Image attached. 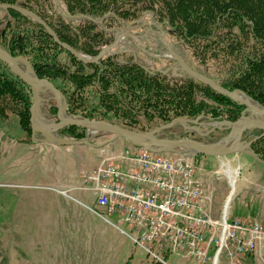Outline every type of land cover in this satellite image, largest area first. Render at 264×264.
<instances>
[{
  "label": "rangeland",
  "instance_id": "obj_1",
  "mask_svg": "<svg viewBox=\"0 0 264 264\" xmlns=\"http://www.w3.org/2000/svg\"><path fill=\"white\" fill-rule=\"evenodd\" d=\"M29 1L35 6H38L39 3L41 10L43 9L49 16L52 15L55 20L59 17L55 7L59 8L63 14L66 13V6L59 0ZM146 5V1H138L124 6L132 12L131 14L143 15L138 17L136 22L131 24L126 22L119 26L116 22L108 20L103 25L97 26L98 29L105 28L104 30L111 37L117 28L122 31L134 32L138 36L131 39L124 38V42L114 48L115 52L112 55L118 56L119 64L134 61L152 73L160 72L175 78L185 77L184 70L178 69L180 65L172 55L167 58L158 56L167 52L162 36L159 34V32H164V40L189 66H196L201 72H205V74H201L213 80L212 76L220 79L230 67V63L235 62L236 56L227 46L234 45L236 41L243 42L247 39V37H242L243 33L238 28L220 30L218 36L208 40L193 39L196 43H211L212 48L217 50L215 55L204 58V62L200 63L199 51H195L194 47L180 36V31L169 33L168 29L160 26L163 19L157 20L159 23L157 25L156 19L151 16L152 13L145 10ZM7 9L0 7V46L2 48L7 44L1 34V29L8 21ZM12 19L9 24L14 29L16 24L14 23L15 19ZM74 23L84 24L85 20L78 18ZM24 24L26 25L28 22H24ZM156 25L161 27V30ZM9 30L7 34L12 36L13 32L11 29ZM229 31H233L237 38L233 37ZM34 43L38 44L39 42L34 40ZM248 44L252 50L253 40L249 41L248 39ZM243 49L248 50L249 46ZM205 50L207 51V49ZM82 54L86 58H91L85 53ZM59 58L70 70L76 69V65L71 61V56L66 52L59 55ZM23 59L27 60L34 72L30 61L27 58ZM82 69L91 71L90 67H82ZM209 87L212 88L210 85ZM60 91L62 92V90ZM239 91L242 96L246 95V99L263 107L248 93L243 90ZM62 94L66 102V112L69 116H73L68 113L67 99L63 92ZM85 96L88 99V104L97 100V98H92L91 92ZM197 98L206 102L202 105V112L223 103L219 102L210 90H206V92L197 90ZM39 105V110L46 121H58L57 113L54 112L55 108L58 111L57 101L49 89L40 92ZM243 106L245 113H251L250 108ZM30 111L32 118V110ZM18 120L16 113H10L8 120L0 121V138L4 135L5 139L0 142V264H156L151 254L135 245L128 235L123 233V231L130 233V228L125 224L119 223V225L115 214L106 216V218L120 228L104 220L88 207H94V196L85 187L83 178V173L94 171L103 163L106 165L114 163L116 158L123 157L126 153L141 152L144 147L140 149L128 139L117 137L112 132L104 130L88 129L87 136L80 139L75 135L77 129H71L70 126L62 127L48 135L32 128L35 132L33 137L36 142L27 143L25 138L28 136L20 127ZM159 122L156 126L154 122L147 126L137 124H133V126L136 130L150 131L163 125ZM209 128L205 127L203 130ZM262 132L261 130H249L244 134L243 139L248 141L251 136L254 138ZM186 133L181 125H176L160 132V137L175 138L173 136ZM223 133L226 132H218L210 137L197 133H190L186 136L209 143L214 142L212 140H218ZM112 139L113 141L110 142ZM73 141L79 143L72 145L67 143ZM102 143L105 146L109 144L111 148H107L106 151L101 150L99 153V145ZM191 152V148L184 147L178 148L176 154L164 153L168 157L179 158L178 153H180L186 157L185 160L194 159L197 167L193 169V177L198 182L191 201L185 205L187 209L191 210L192 219L184 224L185 227H191L189 230L193 235L194 242L188 235H181L179 232L175 233L173 229L166 228L168 225L166 223L170 224L171 221H175L174 216L159 213L161 225L155 230L152 228L153 235L156 234V231H167V235L156 237L157 239H167L166 241L156 240L152 244L157 253L165 256L169 252V247H173L174 244L181 245V247L178 246V253L166 256L165 260L168 264H214L215 254L220 245L215 235L218 232L220 235L227 231L222 223L225 205L229 197H231V201H229L231 205L228 209V220H248L257 222L264 227V163L246 153H235L222 157L206 155L191 157L189 155ZM229 172L231 176H229ZM233 178L234 184L231 183ZM78 180L81 182L77 183L75 189L81 190L80 192L72 193L71 188L60 185L63 182L72 181L75 183ZM197 187L200 190H197ZM75 198H78L77 201L81 199L87 205L78 203ZM180 208L187 211L184 206H180ZM149 217L152 215L150 214ZM214 219L217 220L214 221ZM144 221L148 222L146 219ZM209 221L214 226L212 223L207 224ZM227 232L233 236L234 228L231 227ZM171 238L173 239L171 240ZM231 246H234L233 251H235V256L240 264H264V242L257 251H237V240H231ZM219 264H228L225 252L220 256Z\"/></svg>",
  "mask_w": 264,
  "mask_h": 264
},
{
  "label": "trees",
  "instance_id": "obj_2",
  "mask_svg": "<svg viewBox=\"0 0 264 264\" xmlns=\"http://www.w3.org/2000/svg\"><path fill=\"white\" fill-rule=\"evenodd\" d=\"M59 1L66 6V15L55 7L59 16L56 20L41 10L39 3L38 6L29 0H0V3H10L33 11L47 21L62 42L91 57L98 55L100 49L114 39V35L111 37L105 28L98 29L97 26L108 20L119 26L126 22H136L143 15L131 14L124 6L138 1L147 2L144 8L152 13L157 25V20L163 19L160 26L168 29L169 33L180 31L181 35L178 34L195 51H199L200 63L204 62V58L215 55L217 50L212 48L211 43H196L193 39L208 40L218 36L220 30L238 28L243 33L242 37L247 39L227 46L235 54V62L230 63L220 79L212 77L228 90L245 91L264 106V0ZM6 13L8 21L1 29V34L7 44L3 47L16 57L27 58L38 77L49 79L62 90L70 115L107 120L134 131H144L136 130L133 124L147 126L154 122L156 126L158 121L166 124L176 118L193 119L199 115L235 121L243 111V105L218 93L185 71V77L179 78L160 72L152 73L134 61L119 64L118 56L111 54L101 58L98 63H85L59 44L44 25L29 15L11 8ZM12 18L15 19V30L9 24ZM78 18L85 20V23H74ZM95 19L99 22H95ZM24 22L28 24L25 25ZM9 29L13 32L12 36L7 34ZM231 35L237 38L233 31ZM248 39L253 40L252 50ZM34 40L39 43L35 44ZM246 46H249L248 50L243 49ZM64 52L71 56L76 69L70 70L59 58ZM82 67H90L91 71L88 72ZM190 67L205 74L196 66ZM197 90H210L219 102H223L220 103L222 105L202 112V105L206 102L197 98ZM86 92L88 95L91 92L92 98L97 100L88 104ZM32 105L33 94L30 87L0 59V121L8 120L10 113H16L20 127L28 136L25 138L27 143L36 142L30 120ZM54 112L57 113L56 108ZM69 128L77 129V138L83 139L87 136L85 128ZM252 149L264 160V137L255 141Z\"/></svg>",
  "mask_w": 264,
  "mask_h": 264
},
{
  "label": "built area",
  "instance_id": "obj_3",
  "mask_svg": "<svg viewBox=\"0 0 264 264\" xmlns=\"http://www.w3.org/2000/svg\"><path fill=\"white\" fill-rule=\"evenodd\" d=\"M159 34L164 42V36L161 32ZM124 38H126L124 33L117 31L116 45L110 52H114V48L124 42ZM115 41L112 43L114 44ZM158 56L167 58L171 57V54L167 51ZM142 150L132 154L126 153L123 157H115L116 162L108 165L103 163L96 170L83 173L84 184L94 196V207L90 208L93 212L119 227L106 218V216L115 214L118 224H125L130 228V233L123 232L135 245L151 254L156 263L168 264L165 260L166 256L178 253V246L181 247V245L174 244L173 247H169V252L165 256L157 253L152 244L156 240L166 241L167 239H157L156 237L167 235V231H156V234L153 235L152 228L155 230L161 225L162 221L159 220L158 214L162 213L176 218V222L171 221L170 224L164 222L166 225L168 224L166 228L173 229L175 233L179 232L181 235L193 237L189 230L191 227H185L184 224L192 219L191 210L187 209L185 205L191 201L198 183L193 177V169L197 166L194 159L185 160L186 157L180 153H178L179 158L168 157L164 154H176L177 150L157 154L146 148ZM191 150L189 155L193 157L196 152ZM197 190L200 189L197 187ZM63 192L66 193V191ZM180 206H184L187 211H183ZM150 214L152 217H149ZM228 217L229 215H223L222 224L227 231L233 227L234 235L231 236L227 231L224 232L225 234L219 235L218 232L215 235L220 245L215 254L214 264H219L220 256L224 252L228 264L231 262L240 264L235 256V251H233L234 246H231V240H237V251L239 252L257 251L264 242V227L259 223L240 219L228 220ZM210 223L212 222L209 221L207 224Z\"/></svg>",
  "mask_w": 264,
  "mask_h": 264
},
{
  "label": "water",
  "instance_id": "obj_4",
  "mask_svg": "<svg viewBox=\"0 0 264 264\" xmlns=\"http://www.w3.org/2000/svg\"><path fill=\"white\" fill-rule=\"evenodd\" d=\"M0 7L2 8H11L17 11H20L24 14H27L40 22L42 25L46 27L49 33L54 37V39L59 43L65 46L69 51L73 53L79 59L87 62V63H96L98 62L104 55L109 53L111 49L116 45V41L112 45H108L103 48L100 53L96 57H88L86 58L82 53L78 52L67 43L62 42L57 36L54 30L47 24L46 21L43 20L42 17L30 11L26 8L19 7L17 5H13L10 3H0ZM63 11V10H62ZM65 13V12H64ZM66 14V13H65ZM99 22L98 20H95ZM125 35H129L133 37V33L124 32ZM169 51L174 55L175 59H177L180 67L179 69H183L189 75L195 77L196 79L203 81L209 84L214 90L218 93L231 97L234 101L245 105L246 107L251 109V113L246 115L243 111L241 116L236 121L230 120H222V121H212L213 118L210 116L205 117L204 115L198 116L196 119H188V118H176L169 123L160 125L150 131L138 132L131 129H128L118 123L110 122L107 120H95L84 118L80 116H69L66 112V102L64 95L62 92L55 86V84L47 78H39L36 74L35 77H32L30 74L26 72L24 69V64L29 67L32 71L30 64L27 60L16 57L12 55L8 50L2 48L0 46V59L5 61L10 69L24 82L26 83L32 90L33 94V105H32V128L36 131H41L43 134L48 135L51 132L58 131L62 127L66 126H77L85 129H93L94 127L104 128V131L112 132L115 136L124 137L129 139L134 145L138 147H144L150 151L154 152H166V151H174L178 148H192L197 153L206 155V156H214V157H222L235 153H246L251 155L264 163V160L261 159L252 149V144L264 137V107L258 106L254 102L246 99V95H241L238 89L233 91H229L221 87L216 83L215 80L207 77L206 75L201 74L200 72L192 69L184 60L172 50L171 45L165 42ZM41 84L47 85L48 89L54 94V98L57 101V118L58 121L53 120L47 126L50 131L45 130L43 127H38L34 123V116L40 109V91L39 86ZM202 118H207L211 120L209 123L200 121ZM215 123H219L220 125H224L229 129L228 134L222 137L220 140L214 143H206L197 139H192L188 137H178V138H161L159 136L160 132L166 129H170L178 124L182 125L184 129L189 130L193 129L200 133L201 126L203 125H212L213 128L205 133V135L214 131L216 128H221V126L214 125ZM261 130L263 131L260 135L252 138L247 141L243 139V135L245 131L248 130ZM237 135V136H236ZM233 136L237 139L234 141ZM69 145L76 144L79 142H67Z\"/></svg>",
  "mask_w": 264,
  "mask_h": 264
},
{
  "label": "bare ground",
  "instance_id": "obj_5",
  "mask_svg": "<svg viewBox=\"0 0 264 264\" xmlns=\"http://www.w3.org/2000/svg\"><path fill=\"white\" fill-rule=\"evenodd\" d=\"M24 69L26 70V72L28 73V74H30L32 77H35V73L34 72H32L30 69H29V67H27V65H25L24 66ZM46 89H48V87H47V85H45V84H41L40 86H39V91L40 92H43V91H45ZM50 122H52V121H46L45 120V118H44V116L41 114V112H40V110L36 113V115L34 116V123L39 127H43L45 130H48V131H50L51 129H49L47 126L49 125V123ZM93 129H96V130H105L104 128H100V127H94ZM237 136V135H236ZM237 139V137L235 138L234 136H233V140L235 141ZM233 174H234V172H233ZM229 176H231V174H230V172H229ZM234 178L231 180V183L232 184H234ZM233 195V193L231 192V196ZM233 197V196H232ZM231 200V197H229L228 198V202L226 203V205H225V211H224V215L225 216H227L228 215V213H229V211H228V209H229V201Z\"/></svg>",
  "mask_w": 264,
  "mask_h": 264
},
{
  "label": "crops",
  "instance_id": "obj_6",
  "mask_svg": "<svg viewBox=\"0 0 264 264\" xmlns=\"http://www.w3.org/2000/svg\"><path fill=\"white\" fill-rule=\"evenodd\" d=\"M0 133H1V131H0ZM113 138V137H112ZM4 141L5 139H4V135L0 138V142L1 141ZM12 141V140H11ZM109 141V140H108ZM111 141H113V139L112 140H110V142ZM14 142V141H13ZM107 146H105V145H103V143L102 144H100L99 145V147H100V149L98 150L99 151V153L101 152V150H104V151H106L107 150V148L109 149V148H111V146L109 145V144H106ZM82 179V178H81ZM246 179H248L247 177H246ZM78 182H81L80 180H78V181H76L75 183L74 182H63L62 184H60V185H62V186H64V187H68V188H71V190H72V193L73 192H80L81 190H79V189H75V187H76V185H77V183ZM243 185V184H242ZM241 189H242V186H241ZM76 199V200H75ZM74 200L75 201H77V199L78 198H75ZM78 203H80V204H83V205H87V204H85L81 199H79L78 201H77Z\"/></svg>",
  "mask_w": 264,
  "mask_h": 264
},
{
  "label": "flooded vegetation",
  "instance_id": "obj_7",
  "mask_svg": "<svg viewBox=\"0 0 264 264\" xmlns=\"http://www.w3.org/2000/svg\"><path fill=\"white\" fill-rule=\"evenodd\" d=\"M163 36H165V35L163 34ZM218 132H226V133H227V130H223V131H219V130H218V131H216V133H218ZM224 134H225V133H224ZM224 134H223V135H224ZM189 135H190V134H189ZM168 137H169V136H168ZM173 137H174V136H173Z\"/></svg>",
  "mask_w": 264,
  "mask_h": 264
}]
</instances>
